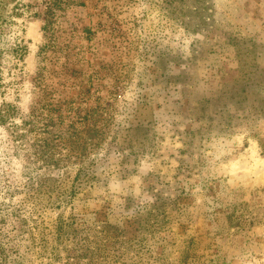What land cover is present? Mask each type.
I'll use <instances>...</instances> for the list:
<instances>
[{
  "label": "rangeland",
  "instance_id": "obj_1",
  "mask_svg": "<svg viewBox=\"0 0 264 264\" xmlns=\"http://www.w3.org/2000/svg\"><path fill=\"white\" fill-rule=\"evenodd\" d=\"M0 65V264H264V0H0Z\"/></svg>",
  "mask_w": 264,
  "mask_h": 264
},
{
  "label": "trees",
  "instance_id": "obj_2",
  "mask_svg": "<svg viewBox=\"0 0 264 264\" xmlns=\"http://www.w3.org/2000/svg\"><path fill=\"white\" fill-rule=\"evenodd\" d=\"M16 53L19 54V51L17 50ZM0 69H1V65H0ZM1 87H2V75H1V70H0V89H1ZM48 107H49L48 105H45L42 108L41 114H37L34 111V114L33 115L31 114L32 115L31 119L28 122H26V124L30 123V125H32V124H35L36 120H41V119L52 121V119L50 118L49 112H47V109H49ZM50 111H52V110H50ZM15 117H16V112H15V109L12 108V104L4 101L0 105V125L1 124H7L10 120L14 119ZM49 126H51V125L46 124V128ZM47 129L49 130V128H47ZM48 130H45V132H43V134H46V133L50 134L48 132ZM61 135H63V134H61V133H60V135L58 134L59 138L61 139V143H63L64 137H62ZM63 144L66 148L68 147V143H63ZM45 145L46 146L48 145L47 139H45ZM53 161L54 160L51 157L49 162H53ZM55 163L57 164L56 160H55ZM89 255H90V253H82V254L77 256L76 260L72 259V261L71 260L68 261L67 264H82V258H87ZM91 262L92 261H90V263Z\"/></svg>",
  "mask_w": 264,
  "mask_h": 264
}]
</instances>
